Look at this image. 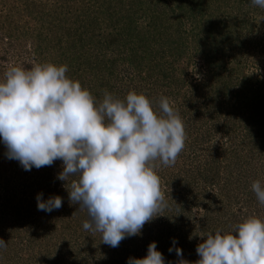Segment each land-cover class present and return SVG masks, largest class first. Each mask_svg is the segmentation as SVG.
<instances>
[{
  "label": "rangeland",
  "instance_id": "obj_1",
  "mask_svg": "<svg viewBox=\"0 0 264 264\" xmlns=\"http://www.w3.org/2000/svg\"><path fill=\"white\" fill-rule=\"evenodd\" d=\"M128 1L0 0V79H3L10 65L23 68L24 64L28 63L31 64V68L35 64L45 63L67 65L66 75L69 78L79 81L92 96L100 94L104 97L106 90L101 91L100 84H97L95 79L89 80L90 72L89 74L86 70L76 72V68H79L77 59L81 62L80 68L88 67L89 61H94L91 52L95 47L94 44L88 46L89 48L82 47L84 43L77 30V24L82 29L83 26L86 27L82 9L85 8L84 11H87V7L91 11L95 9V13L98 14L100 4L103 10L109 9L107 12L113 15L114 23H122L123 19L120 16L124 18L128 12L125 11L128 8L123 7L127 3L130 5L129 11L135 14L138 23L145 24L144 21L147 19L144 12L148 7L153 9L157 6L152 0ZM197 1L201 18L206 23L217 25L210 17L212 13H221L226 18L231 17L229 22L213 26L212 32L233 29L236 35L235 32L243 31L249 18L248 23L251 21V26H255L259 35H264V9L251 4L250 0H239L238 3L236 0ZM83 5L85 6L82 7ZM244 15L246 24L237 23L235 17L240 18ZM197 17L199 18L198 15ZM70 25L72 32L65 31ZM190 28L188 25L186 29ZM106 29L109 31L110 28ZM248 36L251 35L245 38ZM225 41L224 38L219 39L217 45H223ZM246 49L249 48L246 46ZM78 52L81 54L84 52V56L79 57ZM116 52L115 50V55ZM187 52L188 50L181 66H187L189 72L191 70L189 62L201 61L193 57L192 51L188 53L190 56ZM111 53L112 50L104 55L106 57ZM249 53L250 51L245 58L250 63L246 65L245 70L255 68L253 64L257 62L264 65V53L254 55ZM186 55L192 61H189ZM2 56H6V59H2ZM119 60L123 62L124 59ZM263 74L264 72H261L260 76ZM157 75V72H154L152 78L142 74L143 77L147 76L145 81L148 88L156 86L154 78ZM113 76L111 81L119 83L120 81L115 78V76L120 78L119 73L115 72ZM237 76L239 73H236ZM129 89L136 91L134 84L130 85ZM118 90L119 87L113 85L110 93L116 97L119 94ZM168 91L161 86L152 89L151 93L143 91V94L149 95L147 97L159 114V101L161 97H166ZM197 125L187 132L185 147L174 165L164 166L159 160L151 162L158 176L162 177L161 191L165 194V199H170L173 204L177 202L176 182L186 179L188 187L192 180L195 181V189L185 191L187 196L183 198L188 210L184 220L177 216L174 221H167L165 218L167 211L164 208L160 215L144 225L141 235L124 239L116 248L102 243L100 233L83 229V222L88 219L87 212L81 210L78 204L70 202L68 191L63 186L64 182L58 180L55 173L56 167L62 164L61 161L58 160L52 166L38 170L33 168L31 171H25L17 161L5 157L6 149L0 142V238L7 243L6 248H0V264H127L129 257L146 256L148 245L153 241L157 242L158 249L163 253L165 264L169 262L178 264L179 258L175 252L169 253L173 239L178 241L183 258L189 264H195L199 259L196 247L204 239L202 236L210 232L215 233L216 230L228 231L233 224L249 216L264 218V205L250 202L248 197L243 198L244 202L247 201L246 204L243 203L240 197L242 192L244 195L246 193L245 190H239L247 185V182L254 181V177H258L264 184L262 174L264 169L259 171L255 163L239 165L236 162L243 159L245 154L236 141L229 142L217 134H212L210 138L207 133L210 125L205 126L201 121ZM210 132L214 133V128H211ZM260 151L263 154L264 149ZM256 155L259 156L258 153ZM230 165L234 166L232 170ZM171 175L177 178L175 185L168 183ZM40 192H43L44 199L60 195L63 198V206L51 213L38 210L36 196Z\"/></svg>",
  "mask_w": 264,
  "mask_h": 264
},
{
  "label": "clouds",
  "instance_id": "obj_2",
  "mask_svg": "<svg viewBox=\"0 0 264 264\" xmlns=\"http://www.w3.org/2000/svg\"><path fill=\"white\" fill-rule=\"evenodd\" d=\"M264 9V0H250ZM67 65L35 64L30 70L10 65L0 79V142L5 157L25 171L61 161L57 179L69 200L86 210L83 229L100 233L102 243L116 248L142 234L144 225L166 207L160 178L151 163L174 165L183 151L186 131L179 113L166 97L159 114L144 94L124 99L105 93L98 102L79 81L69 78ZM264 205V184H252ZM37 208L51 213L63 206L60 195L36 196ZM195 264H264V218L249 216L228 231L202 236ZM169 253L183 258L173 239ZM7 243L0 238V248ZM127 264H165L157 242L144 257ZM171 264V262H169Z\"/></svg>",
  "mask_w": 264,
  "mask_h": 264
},
{
  "label": "trees",
  "instance_id": "obj_3",
  "mask_svg": "<svg viewBox=\"0 0 264 264\" xmlns=\"http://www.w3.org/2000/svg\"><path fill=\"white\" fill-rule=\"evenodd\" d=\"M152 1L157 6L153 9L148 7L144 12V17L147 19L144 21L145 24L138 23L135 14L129 11L128 3L125 4L126 6L123 5L125 9L128 8L125 10L128 12L125 13L124 18L120 16L123 19L122 23H114L113 15L107 12L109 9L103 10L102 4L99 5L98 14L95 13V9L94 11L89 10L88 7L87 11H84L85 8L82 9L86 27L83 26L82 29L76 23L77 30L84 43L82 47L94 44L95 47L91 52L94 61H89L88 67L80 68L81 62L77 59L79 68H76V72L85 70L88 74L90 72L89 80L95 79L96 83L100 84L101 91L106 90L105 92L109 94L112 86L117 85L119 94L115 98L119 99H124L132 91L129 89L132 84L136 88L135 92L142 94L151 93L152 89L161 86L165 87L169 90L166 97L174 110L179 113L186 134L191 128L197 127L200 121L205 126L210 125L207 131L210 138L212 134H217L218 137L226 138L229 142L236 141L238 147L244 150V158L236 163L239 165L255 163L259 171L264 169V151L263 154L260 151L264 149V74L260 76L261 72H264V65H261V62L251 63L255 68L245 70L246 65L250 63L245 58L249 51L253 55L264 53V44H262L264 35H259L255 26H251V21L248 23L249 18L243 31L235 32L236 35L233 29L212 32L213 26H221L229 22L231 17L226 18L221 13H212L210 17L217 25L206 23L201 18L197 0ZM236 2L238 3L239 0ZM235 20L241 25L246 24L245 15L240 18L236 16ZM188 25L191 26L190 30L186 29ZM106 28H110L109 31ZM65 31L72 32V25ZM247 35L251 36L246 39ZM223 38L226 40L224 44L217 45V41ZM246 46L249 49H246ZM110 50L112 53L105 57L104 54ZM186 50L188 56L193 54V57L201 61V63L189 62L191 65L189 72L187 66H181ZM190 51L192 53L189 55ZM78 53L79 57L84 56V52ZM1 58L6 59V56ZM119 59L124 60L122 62ZM188 59L192 61L189 57ZM73 61L75 64L76 59ZM24 65L26 69L31 68L29 63ZM115 72L119 73L120 78L115 76L119 83L111 81ZM154 72L158 74L154 78L156 86L148 88L145 81L147 76L143 77L142 74L153 78ZM236 73H239V76L236 77ZM160 80L164 84L161 85ZM94 95L98 102L102 101L103 97L100 94ZM211 128H214V133L210 132ZM257 153L259 156L256 155ZM61 165L56 167V174L61 171ZM234 166L230 165L231 170ZM245 176L247 177V173ZM159 178L161 188L162 177ZM176 179L175 175H171L168 183L175 185ZM185 180L180 179L176 182L178 189L175 192L177 201L175 204L170 199H165L167 221H174L177 216H181L184 220L187 214L188 210L183 198L187 196L185 191L195 189V181L192 180L187 187ZM257 180L260 181L258 177H254V181L247 182V185L239 189L245 190L246 193L245 196L242 192L240 197L242 201L243 198L248 197L250 202L259 203L251 187ZM246 202L243 201L245 204Z\"/></svg>",
  "mask_w": 264,
  "mask_h": 264
}]
</instances>
